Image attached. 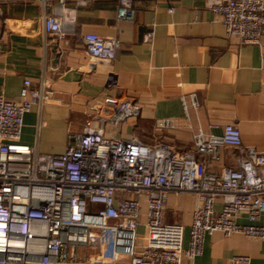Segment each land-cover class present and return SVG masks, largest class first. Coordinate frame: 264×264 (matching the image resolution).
<instances>
[{
	"label": "crops",
	"instance_id": "crops-1",
	"mask_svg": "<svg viewBox=\"0 0 264 264\" xmlns=\"http://www.w3.org/2000/svg\"><path fill=\"white\" fill-rule=\"evenodd\" d=\"M117 4L67 0L62 11L58 0H0V94L19 99L24 79L48 94L24 113L20 141L40 153H62L74 141L72 134L94 128L106 136L187 151L198 128L221 134L233 123L245 147L264 152V32L251 44L226 35L204 0H133V20L118 19ZM55 11L64 14L59 36L46 33L43 23ZM151 30L153 38L146 41ZM88 32L119 39L114 57H92L83 41ZM192 92L200 101L197 110L188 101ZM105 97L135 103L138 111L114 121ZM163 117L173 127H158ZM235 161L234 149L223 147L211 165L217 169ZM197 204L192 192L168 194L165 220L184 225V245ZM215 208H221L220 199ZM145 210L142 202L140 235L146 231ZM237 221L249 222L243 213ZM254 223L264 225V215ZM239 254L264 264V237L216 230L205 236L199 255L183 257L181 264H231ZM111 256V233H103L99 244L69 248L71 264H105Z\"/></svg>",
	"mask_w": 264,
	"mask_h": 264
},
{
	"label": "built area",
	"instance_id": "built-area-1",
	"mask_svg": "<svg viewBox=\"0 0 264 264\" xmlns=\"http://www.w3.org/2000/svg\"><path fill=\"white\" fill-rule=\"evenodd\" d=\"M67 0H58L66 9ZM86 4L92 0H74ZM116 16L133 20V0H116ZM217 14L228 36L242 43H259L264 32V0H204ZM64 14L44 16V29L52 36L63 33ZM153 31L144 39L151 41ZM87 52L96 59L114 57L116 37L94 32L83 35ZM24 79L20 98L0 94V264H71L69 248L99 244L103 233L112 235V256L105 264H181L183 257L202 252L204 238L216 230L228 235L242 232L264 237V152L245 147L236 124H225L221 134L198 128L191 148L180 151L166 144L144 145L136 138L106 136L87 128L72 134L74 141L62 153H40L22 143L23 115L48 94ZM113 105L119 121L138 111L130 101ZM188 101L197 110L195 92ZM182 102L185 112L187 104ZM160 128L173 127L169 117L159 118ZM223 147L236 152L233 165L215 169ZM188 191L198 198L192 211L187 245L184 225L165 220L170 192ZM220 199L221 208H215ZM145 202V233L136 228ZM245 214L249 222L239 223ZM20 242L21 244L19 245ZM231 264H251L248 255H234Z\"/></svg>",
	"mask_w": 264,
	"mask_h": 264
},
{
	"label": "bare ground",
	"instance_id": "bare-ground-1",
	"mask_svg": "<svg viewBox=\"0 0 264 264\" xmlns=\"http://www.w3.org/2000/svg\"><path fill=\"white\" fill-rule=\"evenodd\" d=\"M19 243V245L21 244L20 242H18Z\"/></svg>",
	"mask_w": 264,
	"mask_h": 264
}]
</instances>
